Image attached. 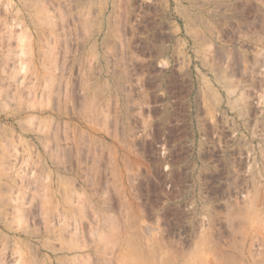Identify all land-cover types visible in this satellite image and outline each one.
Returning a JSON list of instances; mask_svg holds the SVG:
<instances>
[{"label":"rangeland","instance_id":"obj_1","mask_svg":"<svg viewBox=\"0 0 264 264\" xmlns=\"http://www.w3.org/2000/svg\"><path fill=\"white\" fill-rule=\"evenodd\" d=\"M0 264H264V0H0Z\"/></svg>","mask_w":264,"mask_h":264},{"label":"bare ground","instance_id":"obj_2","mask_svg":"<svg viewBox=\"0 0 264 264\" xmlns=\"http://www.w3.org/2000/svg\"><path fill=\"white\" fill-rule=\"evenodd\" d=\"M86 79V78H85Z\"/></svg>","mask_w":264,"mask_h":264}]
</instances>
